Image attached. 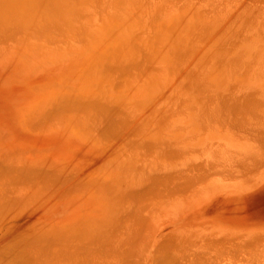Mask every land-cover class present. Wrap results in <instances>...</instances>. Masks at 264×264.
Returning a JSON list of instances; mask_svg holds the SVG:
<instances>
[{
    "label": "bare ground",
    "instance_id": "obj_1",
    "mask_svg": "<svg viewBox=\"0 0 264 264\" xmlns=\"http://www.w3.org/2000/svg\"><path fill=\"white\" fill-rule=\"evenodd\" d=\"M181 1L178 6L171 2L164 4L156 19L158 8L141 6L140 1L110 0L107 4L105 0H98L103 2L98 4V17L90 13L88 21L84 20L88 15L79 17L74 13L59 27L60 22L48 23L46 18L35 14L39 8L37 2L36 9L32 1H27L35 13L29 8L14 12L12 0H0V41L11 43L12 38H17L18 43L28 39L30 45L25 57L29 59L45 60L54 57L53 54L66 53L76 59L78 55L85 58L83 61L90 70L95 69L94 63L99 57L104 59L99 69L112 71L110 76H113L109 83L111 89L104 86L106 83L83 90L69 87L78 97H54L55 94L39 92L43 96L40 94L38 100L34 99L33 105L26 91L22 101L12 104L16 120L26 133L43 135L49 131V135L67 134L69 138L82 135L84 140H93L78 142L82 157L76 156L75 163L70 161L71 164L62 157H38L33 149L32 154L19 155L15 150L18 145L12 147V128H0V264H12V249L18 245L23 246L28 258V261L18 258L22 263L26 261L25 264H106L111 259H116L117 264H159V255L162 261L166 259L160 252L161 246L178 233L179 243H188L190 248L174 264H206V254L225 247L229 255L236 254L239 235L233 228H212L215 234L208 235L209 230L205 234V228L196 227L191 237L182 232L190 225L188 217L194 219L200 210L193 208L195 211L186 212L185 208L183 214L171 215L178 214L182 204L189 206L205 193V196L212 195L209 198L216 197L221 187L225 186L226 191L233 184L252 182L264 174V102L254 109H262L260 118L255 119L247 107L245 112L254 119L245 112L243 117L233 116L234 109L224 116V110L220 114V105L223 106L220 100L225 98L221 93H227L226 86L233 87L234 102L239 98L240 89L245 87L256 88L260 94L258 100L264 97V5L259 9L255 3L242 0ZM16 3L17 0L13 6ZM68 3L73 7L71 1ZM86 3L82 4L85 10ZM21 4L26 7L23 1ZM69 4L65 6L70 12L75 7L82 9L81 4L72 9L68 8ZM103 4H107L105 9ZM12 31L19 36L12 37ZM33 34L42 39L35 42ZM62 40L82 45L75 47L82 53H53L52 42ZM23 53L17 47L0 48V73L8 71L7 75L11 76L8 81L16 75L9 70L8 61ZM227 65L233 74L226 76L228 82L222 77L225 74L220 73ZM235 70L239 75L237 72L234 75ZM81 74L89 75L92 82L102 77L99 74L94 77L93 72L84 70ZM217 74L224 84L221 78L215 79ZM6 79L1 80L6 82ZM119 80L120 89L113 86ZM2 81L0 85H4L0 88L11 85ZM98 89L108 90L110 96L96 95ZM247 92L245 97L250 95ZM227 98L223 102L231 103ZM244 98L241 103L246 102ZM228 104L225 106L230 110ZM175 107L179 114L185 115L183 119L177 115L179 125L173 123L176 116L172 119L177 112ZM64 136L60 137L64 139ZM109 136L113 141L109 149L97 145H105ZM199 139L211 141L210 144L215 140L218 147L206 149L207 142V147L203 145L195 153L199 142H195L197 148L190 147V150L184 146V142ZM220 177L239 180L220 182ZM241 185L235 186L240 194L248 186ZM219 195L225 201L233 200L236 194ZM123 200L129 204L128 211L118 207ZM201 216L200 213L198 217ZM252 235L246 230L242 243H254L246 245L250 246L246 251L262 264L264 237L255 243ZM95 259L98 261H91ZM246 261L243 263L255 262Z\"/></svg>",
    "mask_w": 264,
    "mask_h": 264
},
{
    "label": "rangeland",
    "instance_id": "obj_2",
    "mask_svg": "<svg viewBox=\"0 0 264 264\" xmlns=\"http://www.w3.org/2000/svg\"><path fill=\"white\" fill-rule=\"evenodd\" d=\"M22 1H23V4L26 5V7L25 6L22 7V4H21ZM27 1L28 0H26V2H24V0H17V3L14 4L15 8H13L14 7L13 6V3H15L16 0H12V9L13 10L16 9V10H14V12H17V10L24 9V8H26V9L29 8L28 10H34L33 8L31 9V7H33V6H34V8L37 9V7L35 5V3L37 2L38 3L37 6H39V8H38V10H37L36 13H35L36 10H34V13L37 14L38 16H40V17L46 18V20H47L48 23L60 22L59 25H58L59 27L62 26V24L64 22L68 21L69 20V17L73 16L74 13H76L75 16H79V17H84L85 15L86 16L88 15V17H86V18L84 17V20L85 19L88 20V18L91 17V14H93L92 15L93 17H95L94 14H96V16L98 17L99 14H100V12L98 13V9H99L98 4L100 5V4H102L104 2V0L101 3H99L100 1L97 2L98 0L97 1L96 0H91V2H88L90 0H87V3H86V0H79L78 2H74V0H73V2H72V0H34L35 2L33 0H30V1L33 2V3H31V5H33V6H31L29 2H28L29 4L27 3ZM70 1L72 3L71 5H73V7L70 6V4L68 3ZM109 1L110 0H108V1L105 0L104 3H107ZM115 1H118V0H115ZM134 1H136L137 3H138V1H140V5L141 6L150 5L151 7H157L158 9H157V14H156V19H158L160 17L161 10H162V7L164 6V4H167V3H170L171 2L172 4L175 3L176 6H178V4L180 2H182L181 0L180 1H177V0H154L155 2H153V0H134ZM242 1H250V2H253V3L256 4V6L259 9H261L260 6L264 5L263 0H256L255 2L252 1V0H242ZM10 2H11V0H10ZM67 3L69 4L68 8H70V9L74 8V5L80 7V4H81L82 9H84L82 4L86 3L87 5L85 4L84 6L89 7V9H87V7H85L86 10L84 9V11H82L81 8L80 9H77L75 7L74 10H71L72 12H70V11L66 10V6L68 5ZM73 3H76V4H73ZM88 3H91V6L92 7H93V4L95 3L94 7L95 6H97V7H95L96 9H94V12H93V8L94 7L91 9V6L88 5ZM96 3H97V5H96ZM54 4H56V5L53 6ZM107 4H106V6H107ZM101 6H102V8L104 7V9L106 7V6H104V4L101 5ZM101 6H100V9H101ZM62 7H64V8H62ZM50 9H52V10H50ZM62 10L68 11L72 15H70V13H68V12L65 13V11H62ZM80 10H81V13H77ZM96 10H97V13L98 14L95 13ZM101 10H99V11H101ZM82 12H84V13L82 14ZM149 14L151 16V13H149ZM158 24H162V22L161 23H158ZM263 30H264V28H263ZM15 35L19 36L18 35V32H13L12 31V37H14ZM35 35L36 34H33L32 35V39L35 42L36 41H39L40 39H42L41 36L39 37V35L38 36H35ZM70 38L71 37H67L66 39H70ZM19 39L22 40V37H20ZM5 41H7V40H1L0 41V48L1 47H4V49H5V48H7V46H12V48L13 47L21 48V50L23 52H25V53H23L21 55L19 54L18 56H15L14 55V56H12V59H10L8 61V64L11 67L9 70H11V72H13V74H16L14 77H12L11 81H8L10 79V77H11V76L7 75L8 71H6V72H3L2 71V74L0 73V82L2 81L1 79H3V78L6 79V77H7L6 82L7 83L9 82L11 84L9 86L3 80L5 82V84L8 85L9 88L8 87H4V88L2 87V88H0V111H1L0 112V120L3 121V123L0 121V128L1 127H5V126H8L9 128H12V133H13V137H12V145L13 146L12 147L14 148V147H16V145H18L17 146V149L15 148V150H16L17 153L18 152L21 153L19 155H29V154H32L31 152L33 150H35L36 151V156L41 157V158H47V159H49V157H53L54 156L56 159H61V157H62V159L64 158L66 162H69V163L73 162V163H75L74 161H75V157L76 156L82 157L80 155L81 153L78 152V148H79L78 147L79 146L78 145V142H81V141L84 140V138L82 139V135H79L80 133L78 135L81 138L78 135L77 136L81 140L78 137H75V136H71V138H69L67 136H70V135H67V134H59L58 133L59 134L58 135V134H52L51 133L49 135V133H50L49 131L46 134H43V135L34 134L32 131H31L32 134L31 133H26L23 130L24 127L21 126L19 124L20 122L18 123V121L16 120L17 113L14 111L15 107L12 104H15L16 105V104H18L17 101L18 102L19 101H22L23 98H24L23 93L25 94L26 91H28L27 92V94H28L27 96L29 97V99L31 101H33V102H31L29 100L31 102L30 105H33L35 103L36 98L38 100L41 97V95H42L41 93H43V94L45 93L46 95H49V94L52 93V94H55L54 97H56V96L64 97L65 95L73 96V97L80 96V95H77V94H72L75 91L70 90L69 87L72 88V89H73V87H77L78 89L81 87L82 90H83L86 87L89 88L90 85H96V84H99V83H106L104 86L107 87L108 89H111L112 86H110L109 83L111 81L110 79H112V77H113V76H110V75H112L111 74L112 71L109 72L105 68L104 69H101V70L99 69V66L101 65V63L104 62V59L99 58V57H97V60L94 63L95 64V69L91 68V70H90L89 69V66L87 67V65L83 61L85 59L84 57L81 58L80 56L76 55V59H75L71 54L66 53V52H69V51H75V52L82 53V50L81 49H76L75 48L77 46H82V45H75L72 42H66L67 40L53 41L52 44H51V49H52L51 51L53 53L54 52L55 53L58 52V53H66V54H61V55L53 54L54 57L49 58V59H45V60H41V59L38 60L37 58L36 59L35 58L34 59H29V58H26L25 57L27 55V52H28L27 51V47L30 45L28 39H26V41H24V42L23 41H19L18 43H16L17 42V38H12V42L11 43H5ZM66 44H69V45L67 46ZM226 64H228V63L226 62ZM106 65H107V63H106ZM229 65H227L225 71H222L221 72L222 69L221 68H220L221 70L219 69L221 74H225L224 76H222L224 78V80H227L226 79V76H228L230 74L233 75L230 70H231V67L232 68H235V67L233 66L232 63L230 65L231 67ZM83 70L85 71V73L87 71L88 72L89 71L90 72H93L94 73V77H97L98 74L101 75L102 77L99 78V81H97V78H95V82H92V80H90L89 75L88 76H85V75H82L81 74V72ZM237 71L235 70L234 75L238 73ZM223 72H225V73H223ZM13 74H12V76H13ZM238 75H239V73H238ZM238 75L236 77H238ZM241 76H242V74H241ZM222 77L220 75H218V77H216L215 79H217V81H218L221 78V81L220 82L224 84V81H223V78ZM242 79H244V78L242 77ZM3 81H2V83H4ZM118 82L121 83V80L115 82L113 86L114 87L118 86V89H120V85H119ZM220 82H218V83H220ZM226 82H228V80ZM226 84H225V86H226ZM228 84L230 85V83H228ZM2 85H4V84H2ZM2 85H0V87ZM175 85L177 86V83ZM5 88H7L9 90V91L7 90L8 93H9V97L8 98H6L8 96V93L7 92H3V90H2V89H4V91H6ZM226 88H228V89H226ZM226 88L224 87V89H226V91L228 90L227 93L226 92L224 93V91H223V93H221L222 94L221 96H224L225 97V98L222 97V98H224L223 101H225L226 100V97L228 96L234 102V98H232L233 96L231 94V91L233 90V87L226 86ZM229 88H232V89H230V91H229ZM252 88L253 87L247 89L245 87V88L240 89L239 94H238V97L239 98H237V101H235L233 103L230 100L231 103H233L232 105L227 100V102H229V104L231 105L230 106V110L229 109H226L227 106H225V104H228V103H226V102L224 103L222 100H220V102L223 103L222 104L223 106L220 105V114L223 113L222 116H224L226 114V112L227 113L228 112H231V111L234 112L236 110L238 112V115H237V112L235 111L236 113L234 112L233 113V116H235V114H236V117L237 116L238 117H240V116L243 117L244 114H246L247 112H251V115L253 114L254 115L253 117L255 119L257 118V116H259L258 118H260L261 117L260 114L262 113V109L261 110L259 109L261 112L257 110L258 111V114L256 113L257 111L254 110V109H255V107H257V105H259L258 107H260V103L264 102L263 101L264 97L261 95L263 97L262 100H261V98H260L261 101L258 100L260 94L259 93H258L259 95L257 94L258 91L256 92V90H257L256 88H253V89ZM19 90H21V91H19ZM68 90H70V91H68ZM221 90H223V89H221ZM246 90L249 91V93L247 92V95L250 94L249 95L250 97L249 96H246L245 97ZM250 90H252L251 93H253V94L250 93ZM11 91H12V94L10 93ZM243 91H244V94H242ZM253 91L256 92V93H254ZM19 92H21V93H19ZM39 92H41V93H39ZM16 94H18V95H16ZM226 94H227V96H226ZM4 95L6 97H4ZM96 95H98L100 97L110 96L108 94V90H101V89H98ZM242 95H244V96H242ZM251 95H253L254 97L251 96ZM31 96L34 97V98L31 99ZM221 96H220V99H221ZM19 97L21 98V100H20ZM28 97H27V99H28ZM242 97L243 98L245 97L244 99H246V102L241 103V102L245 101V100H242ZM257 97H258V99H257ZM229 98H227V99H229ZM240 98H241V100H240ZM250 98H252V99H250ZM6 99H8V100H6ZM253 99H254V102H252ZM9 100H11V101L12 100L13 101L16 100V102H13L12 101L10 103V102H8ZM77 100H78V98H77ZM255 101H257V102H255ZM25 104H27V100L25 101ZM229 104H228V108H229ZM252 104H253V107H252ZM231 107H232V109H231ZM245 107L248 108V111H247V108H246V111L247 112H245V109H244ZM249 107L251 109L253 108L252 110H254V112ZM239 108H241V109H239ZM91 109H93V108H91ZM174 109H177V112L175 111V114L176 113L177 114L176 115L174 114L173 115L174 117H172V119L175 118V116L177 118V115H178V117H180L179 119H181L182 116L184 118V116H185L184 113L183 114H179L178 113V111H179L178 110V107L177 108L175 107ZM233 109H234V111H233ZM2 110H4V111L2 112ZM222 110H224V112H222ZM240 110H242V111H240ZM13 111L15 112V114H14ZM241 113L242 114L244 113V114L242 115ZM172 114H173V111H172ZM11 115L12 116L13 115L16 116V117L13 116L14 117L13 118L14 120L12 119ZM248 115H250V114H248ZM3 116H5V117H3ZM250 116H248L250 119L253 118L252 116L251 117ZM84 117H83V119H84ZM176 120L173 119V121H174L173 123L174 124H176V122L178 123L177 125L181 124L178 121V118ZM5 122H6V124L3 125ZM173 126H176V125H173ZM47 136H50V137L48 138ZM57 136H59V138H56ZM60 136L61 137L64 136V139L61 138ZM29 139L30 140L33 139V141H31L32 143H29L28 142ZM74 140H75V142H74ZM86 140L91 141L93 139H90V138H87L86 139L85 138V140L83 142H85ZM201 140L199 139V140L194 141V142L192 140H190V141L184 142V146L187 147V148L189 147V150H190V147H192L191 149L197 148L198 146H195V142H199L200 145L198 143H196V144H198L200 146L199 147V150H198V148L195 149V153H196V151H197V153H199L200 150L203 149L202 148L203 145L205 147H207L206 145L209 144L206 149L211 148V146L212 147H214V146L215 147H218L217 144L216 145L214 144L216 142L214 139H212V142L214 140V142L211 143L212 145L210 144L211 141L210 142L207 141L208 142V144H207V142H204V141H206L205 139H204V141H203V139H201ZM57 141H58V143H57ZM112 142H113L112 141V138H110V136H109L108 139L104 142L105 145H99L98 143H97V145L100 146V147H102V148L104 147V149H109L108 146L110 145V143L112 144ZM14 143H16V144H14ZM114 143H115V141H114ZM29 144L33 145V147L30 148V145ZM36 144H38L39 146L36 145ZM193 145L195 147H193ZM35 146H36V148L39 151L41 150V152H39L35 148ZM81 146H83V145H81ZM60 147L63 150H61ZM63 147L65 149L66 148L67 149L65 150ZM106 147H108V148H106ZM215 147H214V149H216ZM52 149H55V150H52ZM214 149L212 148L211 150H214ZM19 150H21V151H19ZM22 151L24 152V154H23ZM73 153L75 155H73ZM16 155H18V154H16ZM33 155H35V154H33ZM227 178H228V175H227ZM230 178H231V176H230ZM232 178H234V177H232ZM234 179L236 181L239 180L238 178L237 179L234 178ZM230 180L232 181V183L235 182V180H232V179H230ZM230 180H226V179L220 177V182L228 181L230 183ZM244 180H245V178H244ZM245 181H247V180H245ZM226 183H224L223 185H225ZM243 183L244 184H242V182L240 184L239 183L238 184L236 183L237 186H239L241 184H242L241 186L248 185V186H245V188L241 187V188H243V189H241V192H243L241 194L239 193L240 192V189L237 190V188L235 187L236 186L235 184H233L234 186L231 185V184H226L227 186L229 185V187L231 185V187L230 188H227V186H226V188H227L226 191H224V187L225 186L224 187H221V191L220 192H218L219 189L217 190L218 193H217L216 197L209 198L212 195L209 194V195L205 196V194H206L205 193V194L199 196L198 198H195L193 200L194 202L193 201L190 202L189 203V206L190 207L189 206H186L185 204H182V205H184V206L181 205L182 210H180V212L178 214L176 212L175 215H171L173 217H177L178 215L183 214V210L185 208H187V211L186 212L190 211L193 208H195L197 210H200V212L199 211L198 212H199V214L201 213L202 216L199 218L198 217L199 214H197L198 216H196L194 219L188 217L187 220L189 221V224H190L189 226L190 227L189 226L186 227L184 229V231L182 232V234L189 233L191 235V237L194 235L193 229L195 228V230H196V227H197V229H200V230L203 229V228H205L203 230H205L204 231L205 234L208 233V235L209 234H212V232L215 234V231L214 230H218V228H220V227L221 228H231V229L233 228L238 233V235H239V243H238L239 244V248L237 249V252H236L235 255H229V249L226 248V247H225V249L222 248L220 250H212L209 253L210 256L207 255V254L205 255L206 256V259H207V263L206 264H237V262H238V264H244L243 262L244 261L247 262L246 260H253V261H255L252 264H261V263H258L256 260H254L255 257L249 256L248 253H247V251H246V249H248L254 243L243 244L242 243L243 242L242 241V237H243V233L246 232V230H248V229H249V231H251L254 234V235H252V238H251V240L253 242H255V243L260 242L262 240V238L264 237V174L259 175L252 182H246V183L243 182ZM248 183H250V184H248ZM238 188H240V187H238ZM228 190H230V191H228ZM232 191H233V193H232ZM215 193H216V191H215ZM219 194H222V195L223 194H236V195H234L235 197H234L233 200H225V201H222L221 200L222 198H220L221 195H219ZM123 202H124V200L121 201V202H119L118 203V207H122L121 210H123V211H128L129 210V204L128 203H123ZM191 204H193V206ZM215 206H217V207H215ZM208 207H210L211 210ZM202 209H205L206 211L205 210H202ZM247 209H248V211H247ZM192 211H195V210H191L190 212H192ZM203 211H205L204 214L202 213ZM120 214H118V216ZM209 221H211V224L208 223ZM204 222H206L207 224L204 223ZM198 226H200L201 228H199ZM207 230H209L211 232H209ZM206 231H207V233H206ZM146 233L147 232H145L144 235ZM182 234H181V236H182ZM181 236H180V238H181ZM189 245L190 244H188V243H185V244H180L179 243V233H178V235L176 237L172 238L171 240H169V241L166 240V242L163 243V245L161 246L162 248H160V252L164 253V256L166 257V259L164 261H162L160 259V255H159V259H158V261H160L159 264H165V263L166 264H174V261L175 260H180L181 259V255L184 252H186L188 248H190ZM246 245H250V246L247 248ZM13 247L14 246H12V248ZM22 247H23L22 245H18L17 247H15V248L12 249V254H14V256L12 257V260H13L12 261V264H16L17 262L19 264H21L25 260V258H26V261H28V258L25 257L26 254L22 250L24 248H22ZM17 248H19V249H17ZM21 250H22V252H21ZM22 254L24 255L23 257H22ZM18 258H20L22 260L24 259V260L21 261ZM232 260H234V261H232ZM19 261H21V262H19ZM91 261L96 262L98 260L95 259V260H91ZM229 261H231L232 263H229ZM25 262L22 263V264H25ZM88 263H91V262H88ZM106 264H117V260L116 259H111ZM262 264H264V263H262Z\"/></svg>",
    "mask_w": 264,
    "mask_h": 264
}]
</instances>
